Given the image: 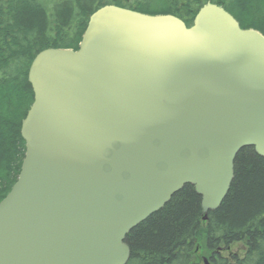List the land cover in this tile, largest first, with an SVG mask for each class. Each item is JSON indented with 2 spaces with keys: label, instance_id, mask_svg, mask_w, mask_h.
I'll return each instance as SVG.
<instances>
[{
  "label": "water",
  "instance_id": "95a60500",
  "mask_svg": "<svg viewBox=\"0 0 264 264\" xmlns=\"http://www.w3.org/2000/svg\"><path fill=\"white\" fill-rule=\"evenodd\" d=\"M28 80L0 264H126L127 234L186 184L206 220L239 151L264 156V34L211 1L189 27L104 5L78 49L41 50Z\"/></svg>",
  "mask_w": 264,
  "mask_h": 264
},
{
  "label": "trees",
  "instance_id": "16d2710c",
  "mask_svg": "<svg viewBox=\"0 0 264 264\" xmlns=\"http://www.w3.org/2000/svg\"><path fill=\"white\" fill-rule=\"evenodd\" d=\"M211 1L223 6L244 29L264 34V0H0V201L21 170L26 143L22 120L34 101L28 80L32 60L43 49H78L90 15L114 4L146 14H172L192 26ZM202 210L192 184L126 236V264H264V156L242 148L234 178L216 210ZM242 245L240 251L233 247Z\"/></svg>",
  "mask_w": 264,
  "mask_h": 264
},
{
  "label": "rangeland",
  "instance_id": "374dc122",
  "mask_svg": "<svg viewBox=\"0 0 264 264\" xmlns=\"http://www.w3.org/2000/svg\"><path fill=\"white\" fill-rule=\"evenodd\" d=\"M240 249H243V246H242L241 244L238 245L237 247L234 246L232 250H233V251H236V250H237V251H240Z\"/></svg>",
  "mask_w": 264,
  "mask_h": 264
},
{
  "label": "flooded vegetation",
  "instance_id": "af4514ba",
  "mask_svg": "<svg viewBox=\"0 0 264 264\" xmlns=\"http://www.w3.org/2000/svg\"><path fill=\"white\" fill-rule=\"evenodd\" d=\"M121 3L128 4L131 0H119Z\"/></svg>",
  "mask_w": 264,
  "mask_h": 264
}]
</instances>
